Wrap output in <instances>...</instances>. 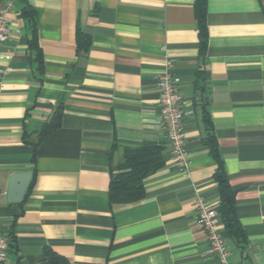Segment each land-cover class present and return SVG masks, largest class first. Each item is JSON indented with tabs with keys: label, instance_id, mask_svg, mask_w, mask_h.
Wrapping results in <instances>:
<instances>
[{
	"label": "crops",
	"instance_id": "1",
	"mask_svg": "<svg viewBox=\"0 0 264 264\" xmlns=\"http://www.w3.org/2000/svg\"><path fill=\"white\" fill-rule=\"evenodd\" d=\"M195 2L0 0L10 19L0 45V232L14 237L5 264H41L46 249L64 264H219L197 222L199 196L217 209L232 262L264 264V0H207L205 55ZM169 61L185 112L184 169L160 119L156 78ZM58 107L60 126L38 142ZM209 132L244 241L222 221ZM147 142L164 146V166L143 199L111 203L126 147ZM24 171V196L9 202L11 177Z\"/></svg>",
	"mask_w": 264,
	"mask_h": 264
},
{
	"label": "trees",
	"instance_id": "2",
	"mask_svg": "<svg viewBox=\"0 0 264 264\" xmlns=\"http://www.w3.org/2000/svg\"><path fill=\"white\" fill-rule=\"evenodd\" d=\"M194 9L199 27L201 54L205 55L208 46V29L206 20L207 0H196ZM28 15L32 21L34 29L33 37L30 39V44L31 47L36 50L35 59L41 63L42 58L37 39V24L34 19L33 12L29 11ZM78 42L82 48L87 49L91 43V37L89 34L79 31ZM60 118L61 111L60 107H58L51 119L38 133V142L60 126ZM38 142L35 144V148H37ZM206 143L210 148L211 154L217 161L215 177L219 183L221 194L222 221L231 236H235L244 241L245 234L239 223L235 210V195L229 184L223 158L220 155L215 136L212 132L208 133ZM163 150L164 146L157 142H147L138 147H126L124 163L120 171L111 177L109 187L110 202L132 203L143 199L145 197V180L164 166L165 161L163 158ZM8 237L9 252H11L14 247V237L12 232L8 234ZM64 263L65 261L50 249L45 250V255L41 261V264Z\"/></svg>",
	"mask_w": 264,
	"mask_h": 264
},
{
	"label": "built area",
	"instance_id": "3",
	"mask_svg": "<svg viewBox=\"0 0 264 264\" xmlns=\"http://www.w3.org/2000/svg\"><path fill=\"white\" fill-rule=\"evenodd\" d=\"M10 36V19L7 9L0 8V45ZM158 74L156 83L159 88L158 103L160 119L168 137L171 154L181 167L188 165L187 135L184 125L183 98L178 93L179 77L173 75L169 68ZM197 222L207 232L209 253L216 256L219 264H234L231 260V249L221 231V221L215 206L203 197L196 199ZM9 256V237L0 232V264H5Z\"/></svg>",
	"mask_w": 264,
	"mask_h": 264
},
{
	"label": "water",
	"instance_id": "4",
	"mask_svg": "<svg viewBox=\"0 0 264 264\" xmlns=\"http://www.w3.org/2000/svg\"><path fill=\"white\" fill-rule=\"evenodd\" d=\"M32 178L31 171L15 173L11 177L10 187L8 192V201L17 203L20 202Z\"/></svg>",
	"mask_w": 264,
	"mask_h": 264
}]
</instances>
